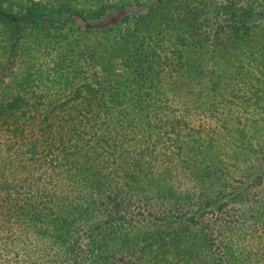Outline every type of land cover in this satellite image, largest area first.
Listing matches in <instances>:
<instances>
[{
  "label": "trees",
  "instance_id": "obj_1",
  "mask_svg": "<svg viewBox=\"0 0 264 264\" xmlns=\"http://www.w3.org/2000/svg\"><path fill=\"white\" fill-rule=\"evenodd\" d=\"M235 2L210 30V0H0V170L46 179L42 199L0 182V233L41 226L48 264H264V192L246 190L264 117H227L241 93L220 70L245 53L264 96V4Z\"/></svg>",
  "mask_w": 264,
  "mask_h": 264
},
{
  "label": "rangeland",
  "instance_id": "obj_2",
  "mask_svg": "<svg viewBox=\"0 0 264 264\" xmlns=\"http://www.w3.org/2000/svg\"><path fill=\"white\" fill-rule=\"evenodd\" d=\"M80 1V0H79ZM139 3L142 2V0H138ZM213 2V8L208 12L207 18L210 21V30H214L215 28L222 27L224 29H227L226 22L223 20L225 19V15H221L222 8H219L220 3H226L227 0H210ZM237 6L235 7L237 11H240L241 7H248V0H235ZM249 2H252V7L257 9L261 8V5L264 4V0H249ZM81 3V2H80ZM245 30L241 29L240 33H244ZM225 35V34H224ZM228 35V34H226ZM233 58L236 57L237 62L235 64L236 70L229 66H221L223 70V73H227L231 77H237L235 78V84L239 85L240 93L241 95H237L233 97V102L229 104V106L226 107L224 112L227 114V117L234 116V117H240L242 119L250 118L253 115L258 117H264V96L263 94H260L256 91V88H251L250 80L248 79V87L246 86V83L240 82L239 75L237 72L239 70L248 69V71H251L255 75H259V72L261 71L262 67L255 61L252 62V58L248 57L245 53L242 52H235L233 53ZM40 63H42L39 60ZM20 66V60L18 59L17 62L14 64L12 69H14V72L19 73ZM38 67H41L38 65ZM264 67V65H263ZM205 78V77H204ZM6 79V77H5ZM206 79V78H205ZM48 85L50 87L49 90H47L48 94L47 97L51 101H57L58 103L59 99H65V97H68L69 88L65 89L66 86L63 85L64 89L60 90V87L62 85H59L55 79L53 80L52 77L47 80ZM46 86H43V88ZM48 87V88H49ZM248 88V100L244 97L245 93ZM46 89V88H44ZM65 91V92H64ZM60 101V100H59ZM231 119V118H230ZM233 122H235L233 119H231ZM1 138V135H0ZM263 140L264 138H259ZM238 142V141H237ZM254 143H263L264 141H253ZM236 144V143H235ZM238 145V144H236ZM254 155L255 157L259 158V162L263 164L264 166V148H254ZM258 161H255L257 163ZM240 168L232 174V179L236 182L245 183V178L242 177V172L245 170L244 168L247 166L246 163L242 161L239 162ZM251 165H253V162H251ZM7 167V168H6ZM252 168V167H251ZM250 168V169H251ZM249 169V170H250ZM13 168L4 163V166L2 167V170H0V182L3 183L6 177L7 182L10 181L11 176L10 174H15V177L18 179V186L22 188L20 189V195L22 191H26L25 188L35 196H38L39 199H42V191L45 184V177H44V168L37 167L31 165L30 167L26 166L23 169H18L13 171ZM14 177V178H15ZM246 177V176H245ZM3 179V180H1ZM6 182V184H7ZM248 183H252L250 180H248ZM244 185V186H245ZM248 185V184H247ZM50 187V185H48ZM186 188H189L186 187ZM180 189H185L184 185H181ZM246 190L248 191L247 201H254V198L257 197L258 193L264 192V169L262 170V174L257 175L256 174V185H254L253 188L246 187ZM11 188L8 187L7 189H3L0 187V197H4L7 193L10 194ZM192 192H196V190H192ZM229 192V191H228ZM246 193V192H245ZM233 194H229L231 196ZM246 195V194H245ZM254 197V198H253ZM245 203L242 201V199L236 200V207L239 209L240 207L238 204ZM246 206V205H243ZM41 226L32 227L29 224H20L16 225V223H13V227L10 228L9 231L4 229L0 233V263L3 262V264H28V263H35V264H48L49 260L52 258L53 250H54V243H52L49 239H44V237L39 234L38 230ZM38 232V233H37Z\"/></svg>",
  "mask_w": 264,
  "mask_h": 264
}]
</instances>
